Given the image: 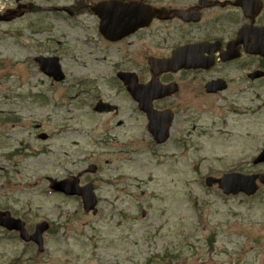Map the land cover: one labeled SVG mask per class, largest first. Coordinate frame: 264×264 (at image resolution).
Listing matches in <instances>:
<instances>
[{
  "label": "rangeland",
  "instance_id": "obj_1",
  "mask_svg": "<svg viewBox=\"0 0 264 264\" xmlns=\"http://www.w3.org/2000/svg\"><path fill=\"white\" fill-rule=\"evenodd\" d=\"M37 18L0 22V209L23 215L30 225L50 219L58 229L46 235V250L38 256L36 247L5 238L0 230V264L5 256L22 264H164L157 255L168 264H204L208 239L215 240L213 248L228 249L213 254L216 264L227 257L237 264H264V251L241 253L237 246L245 239L239 229L256 228L247 233L258 238L254 247L263 249L256 244H264V194L230 198L204 184L206 176L231 170L264 172L263 165L252 170V159L264 146V108L253 98L256 92L249 94L248 106L245 99L239 102L244 107L231 112L218 131L210 129V115L203 112L202 130L198 125L185 130V149L172 143L150 147L144 130L133 128L141 116L111 88L114 76L89 71L92 61L77 47L81 28L56 22L42 32L57 39L35 42L28 28L34 23L38 28ZM55 53L65 79L51 84L33 58ZM87 79L93 83L83 88ZM98 94L121 104L123 112L94 115ZM126 113L134 115L128 119ZM41 132L47 140L37 137ZM91 163L97 171L81 181L94 183L96 216L84 213L78 197L50 192L47 182ZM145 245L158 253L145 259Z\"/></svg>",
  "mask_w": 264,
  "mask_h": 264
},
{
  "label": "flooded vegetation",
  "instance_id": "obj_2",
  "mask_svg": "<svg viewBox=\"0 0 264 264\" xmlns=\"http://www.w3.org/2000/svg\"><path fill=\"white\" fill-rule=\"evenodd\" d=\"M5 1L0 0V11L9 21L38 16V28L35 23L28 28L35 42L57 39L41 30L68 19L85 33L77 39V47L92 61L89 71L132 76L135 86L154 84L157 89L143 87L132 94L119 80L114 87L135 108L149 101L157 111L172 112L165 143L177 149L185 145L181 136L184 123L192 122L189 127L194 129L198 108L235 110L243 106L239 102L244 99V106L249 104V92L261 93L253 98L264 108V0H61V5L48 4L55 0H10L7 5ZM118 8L144 9L148 22L122 36H118L119 30H111L112 37L118 38H109L104 24ZM151 142L160 146L152 137ZM258 193L264 194V185ZM256 245L264 249V244Z\"/></svg>",
  "mask_w": 264,
  "mask_h": 264
},
{
  "label": "water",
  "instance_id": "obj_3",
  "mask_svg": "<svg viewBox=\"0 0 264 264\" xmlns=\"http://www.w3.org/2000/svg\"><path fill=\"white\" fill-rule=\"evenodd\" d=\"M46 67L48 65H45ZM48 71L50 75H55V68L54 64H50ZM121 79L127 83L130 82L129 78L126 76H121ZM130 86V84H128ZM104 104H98L95 106V109L98 111H101L104 108ZM108 110V109H105ZM150 115V120L154 124V128L156 129V125L158 124V120L155 117H152L153 114L149 113ZM41 138H45L46 136L41 134ZM259 161H264V151L258 156L255 162ZM254 176H245L239 173H227L221 176L218 179H213V178H208L206 180V183H213L217 182L219 183L220 187H222L225 191L233 192L236 193L239 190H243L246 193H252L255 190V187L253 185L254 183ZM51 188L59 191H63L69 194L77 193L81 195L82 197V202L84 209L86 211L93 209V211H96L95 209V204H96V199L95 195L93 193V188L91 184H88L84 186L80 191H78L77 188V178L74 179L73 181L69 180H61V181H56L54 179H51ZM5 216V213L0 212V224H3L4 226L8 228H13V227H18L19 223L16 220L10 219V218H3L2 216Z\"/></svg>",
  "mask_w": 264,
  "mask_h": 264
}]
</instances>
